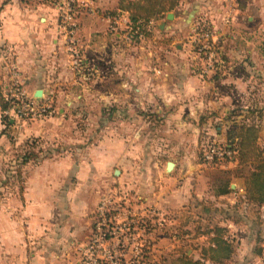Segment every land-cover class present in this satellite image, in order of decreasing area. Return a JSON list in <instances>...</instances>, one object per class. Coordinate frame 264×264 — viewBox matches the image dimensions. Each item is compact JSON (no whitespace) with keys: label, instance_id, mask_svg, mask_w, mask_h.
Here are the masks:
<instances>
[{"label":"rangeland","instance_id":"374dc122","mask_svg":"<svg viewBox=\"0 0 264 264\" xmlns=\"http://www.w3.org/2000/svg\"><path fill=\"white\" fill-rule=\"evenodd\" d=\"M55 3L58 5L57 2ZM123 22L124 29L119 25L116 31L122 34L105 41L106 43L100 42L105 45H101L91 59L88 57V61L93 62L91 69L94 68L96 72L91 79L88 78L87 67L83 72L76 68L73 53L75 46L71 40L70 47H67L69 68L78 78L83 77V80L77 81L75 85L68 83L60 86L65 91L72 88L71 94L60 95V101L59 95L52 91L51 95L55 98L50 103V107H45L46 115L52 113L55 117H67L66 119H70L72 127L77 131L74 134L75 141L71 150L74 160L79 163L95 159L98 161L100 170L94 178L96 184L94 189L97 193H90V198L85 196L89 199L86 210L90 211V217L94 216L95 222L100 220V210L103 205H106L104 214H107L108 218L119 213L121 220L109 224L113 227L123 225L131 230L128 233V236L131 235L128 237L129 246L137 238L140 252L128 251L126 260H131L138 254L139 264H153L150 258L156 261L155 264H169L170 261L175 260L177 262L182 256L192 261L198 256L209 259L210 252H205V249L211 246L213 229L218 225L226 228L223 235L231 242L233 248L231 258L224 260L223 264H264V205L251 203L246 198V193L245 196L238 197L231 192L217 200L210 197L218 191L220 185L224 184H229L231 188L232 184L240 183L247 188L248 177L255 169V164L245 166L248 172H244L234 156L211 161L206 157L213 144L226 147L230 142L236 143L230 132L238 130L243 124L257 126L258 144L260 148H264V74L249 75L248 87L231 91V95L239 100L242 99L241 102L224 109L214 106L154 108L138 105L137 70L141 67H148L151 70L155 67L176 69L184 64L200 70L205 68L209 61L213 67H217L219 58L217 56V62L214 59L215 53H218L217 49L221 48V52L229 58L228 54L234 43L231 40H221L216 46H210L209 43L202 45L195 40L189 42L188 38L177 41L176 37L172 39L171 35L169 37L163 32L161 34L158 26L149 27L148 23L144 24V34L139 39L133 31L127 32L126 21ZM131 23L133 26L137 25L136 22ZM244 31L242 32L244 35L249 32V30ZM199 32L200 29H197L192 35L196 38ZM257 34L260 37L257 39L256 48L262 51L264 41L261 36L264 30L261 32L259 30ZM157 35H160V39L158 38L155 43L153 38ZM169 39H172V47L168 43ZM176 42L184 46L182 49L185 55L178 54L181 50L177 48ZM67 45L69 46V42ZM166 48H170L168 50L172 52L168 56L165 54ZM248 48L244 47L243 51L247 53ZM4 59L9 61L7 57ZM8 66L10 78L14 70L11 63ZM224 66V72L231 67L228 63ZM228 72L224 77L232 75ZM242 72L241 69L236 73L242 74ZM213 77L214 75L212 79ZM241 77L244 78L245 75ZM9 78L3 81L9 86L7 88L0 82L8 98L12 99L16 87L15 81H10ZM69 99L77 103L68 106ZM81 100L87 105H80ZM17 106L19 105L9 111L10 119L17 117L12 113ZM34 107L39 110L42 106L34 104ZM24 118L29 122L34 117L30 114ZM17 119L22 121L20 117ZM7 127L10 130L8 138L12 144L7 141L6 147L0 145V209L4 205L6 194L9 195L11 192V183L20 184L21 166H18V159L22 153L26 150L33 152L32 160L35 162L37 155L38 158L50 157L72 144L63 145L57 141L40 139L34 147H27L23 143L21 147L13 146L18 142L17 138L21 140V135L17 128L13 126L10 128L8 125ZM105 142L109 144V152L101 148L98 153L97 151L93 153V150H98L100 144L104 146ZM30 144H35L34 140L31 139ZM169 161L187 165L189 177L184 179L178 177L172 182L171 177L174 176L175 171H166V164ZM201 171L204 178L199 187L201 191L210 193V196L207 194L201 199L202 197L197 198L193 195L185 206L179 209L168 208L166 215L159 216L161 219L157 218L154 209L151 208L153 205H145L148 197L157 198L156 202L162 203L163 196L166 195L164 193L166 187L176 186L175 188L181 190L183 181L188 179L190 186L191 183H197L198 172ZM253 180L252 177L249 184ZM206 181L208 185L205 187L202 183L206 184ZM162 185L166 187L161 189V194L156 197L154 191ZM16 187L18 188V186L14 188ZM231 223H234L236 228L229 227L228 224ZM155 238L157 241L154 243H159V246L153 250L152 243ZM171 243H176V247ZM198 260L201 264H209ZM183 262L180 259L179 263L183 264Z\"/></svg>","mask_w":264,"mask_h":264},{"label":"crops","instance_id":"0c3cea01","mask_svg":"<svg viewBox=\"0 0 264 264\" xmlns=\"http://www.w3.org/2000/svg\"><path fill=\"white\" fill-rule=\"evenodd\" d=\"M120 1L92 0L95 11L88 7L78 9L73 20L66 22L63 20L60 6L56 5L54 0H0L2 84L9 78L8 64L11 63L14 72L9 78L10 81L21 85L33 104L50 107L55 98L51 95L52 91L59 95V101L60 95L71 94L72 88L65 91L60 86L68 83L75 85L74 83L83 80V77L79 76L82 78L79 79L69 68L67 47H70L73 40L75 51L85 60L81 69L73 63L82 72L87 67L88 78H93L96 72L94 68L91 69L93 62L88 61V57L91 59L92 55L99 51V47L105 45L100 42L106 43L114 36L122 34L116 32L118 28L113 30L115 21L126 20L132 24L130 14L121 9ZM170 13L173 14L171 18L168 17ZM148 25L158 26L161 34L163 32L169 37L171 35L172 39L176 37L177 41H184L185 38H188L189 42L195 40L192 32L200 29L197 36L205 38L202 43L216 46L221 40H231L234 46L228 54L229 58L221 52V48L217 49L218 53L214 56L215 62L219 58L217 67H213L210 61L203 70L194 66L192 69L184 64L176 69L155 67L151 70L141 67L137 70L138 105L154 108L214 106L224 109L241 102L242 99L231 95V91L248 87L249 75L264 74V49L258 51L256 48L257 39L260 37L257 32L264 30V0H179V5L174 10L159 19H151ZM230 27L232 29H229ZM243 30L249 32L244 35ZM261 37L264 41V34ZM158 38L160 39V35L154 36L153 41L156 43ZM172 39L168 40L171 47ZM66 42H69V46ZM176 46L181 50L178 53L180 56L186 54L182 49L183 45L176 42ZM244 47H249L247 53L243 51ZM170 48L165 49L167 56L172 53L168 50ZM155 53L157 54V51ZM5 57L9 58V61H6ZM225 63L231 66L228 71L232 73L224 72ZM241 69L242 74L236 73ZM227 72L232 75L224 77ZM242 75L245 77L242 78ZM4 85L5 88L9 87ZM39 90L42 91V96L36 97L35 93ZM75 103V100H67L68 106ZM84 104L87 105L81 100L80 105ZM9 111L6 112L7 115H11ZM12 113L15 114L14 111ZM2 114L0 110V145L6 147L7 141L10 144L12 142L8 138L10 130L4 123ZM50 114L31 118L29 122L26 118H21L20 121L16 117L11 119V124L8 125L10 128H17L21 135V140L17 138L18 142L13 146L21 147L31 139L57 141L63 145L72 144L50 157L38 158L37 155L35 162L31 159L18 165L21 166L20 184L11 183L13 188L11 187L9 195L6 194L4 205L0 209V264H77L83 253V245L92 235L95 217H90V211L86 210L89 205V199L86 197L92 192L97 193L94 189V178L100 170L98 161H75L71 150L77 131L67 117H55ZM103 145L100 144L98 150H93V153H98L101 148L109 152V144L105 142ZM117 147L119 151V146ZM174 163L175 174L170 176L172 182L178 177H189L187 165ZM201 173L198 172L197 183H191V186L189 179L183 181L181 190L175 188L176 186H165L167 190L164 192L166 195L163 196L162 203H157V198L148 197L145 205H153L151 208L159 218L168 213V208L179 209L185 206L193 195L202 197L201 199L207 194L210 196V193L201 191L199 187L204 178L203 171ZM202 185L206 187L207 181ZM15 186L18 188H14ZM165 187L162 185L155 189L156 197ZM231 188L235 196H245L244 185L236 183L232 184ZM217 192L210 197L217 200L226 196ZM228 225L236 228L234 223ZM156 241L155 238L153 243L151 242L153 250L159 246V243H154ZM242 241L245 244L243 238ZM171 244L176 247V243ZM243 248L244 246L241 249ZM199 257H194V260L201 259ZM149 260L153 264L156 262L153 258ZM170 262L169 264H174ZM208 263L215 264L210 261Z\"/></svg>","mask_w":264,"mask_h":264},{"label":"trees","instance_id":"16d2710c","mask_svg":"<svg viewBox=\"0 0 264 264\" xmlns=\"http://www.w3.org/2000/svg\"><path fill=\"white\" fill-rule=\"evenodd\" d=\"M179 5V0H121V9L127 11L130 14L131 22H136L137 27L141 32H144V24L148 23L151 19H159L164 17L165 13L174 10ZM138 37V34H137ZM139 38V37H138ZM18 105L15 99H9L4 92L3 85L0 82V110L2 111V119L7 125L11 124V119L7 114L11 108ZM230 136L236 143L230 142L226 146L233 152V156L237 161L238 166L244 171L248 172L245 168L248 164H255V169L251 171L248 177L246 198L251 203L256 205H264V148H260L258 144V128L254 124L242 125L238 130H232ZM38 140L34 139L35 144L27 142V147H34ZM33 152L26 150L25 153L20 155L18 164H25L32 159ZM35 155V154H34ZM37 157V156H35ZM253 177V182L249 184V180ZM233 190L229 184L221 185L218 189L219 195H227ZM214 236L211 238L212 244L209 249H205V252H210L209 259H200L204 262H215L217 264H223V261H227L233 254V248L231 242L223 235L226 228L223 226H216L213 229ZM212 232V230H211ZM206 254V253H205ZM206 256V255H205ZM182 259L183 264H201L199 260H190V258L181 257L178 261H174V264H180Z\"/></svg>","mask_w":264,"mask_h":264},{"label":"built area","instance_id":"2783aa9c","mask_svg":"<svg viewBox=\"0 0 264 264\" xmlns=\"http://www.w3.org/2000/svg\"><path fill=\"white\" fill-rule=\"evenodd\" d=\"M60 6L62 10V17L64 21L71 22L74 17V13L81 8L88 7L92 11H95L96 8L92 4V0H54ZM124 21V20H123ZM121 21H115L113 25V30H116L120 25L122 27ZM126 21V20H125ZM151 23V22H150ZM126 26L128 29L127 32H132L138 34L140 38L143 37L144 32H141L140 28L130 24L126 21ZM205 40L203 37L196 36L195 41L202 43ZM205 45V43H202ZM205 47V46H204ZM205 49V48H204ZM75 64L81 69L84 65V60L81 57L80 53L74 50ZM15 91L12 94V99H16L18 105L15 110L17 117L24 118L25 116H30L33 114L35 118L38 115H46L47 110L45 107H40L37 110L34 107V104L29 100L26 93L21 90L20 85L15 84ZM233 152L226 147L213 144L210 147V153L207 154V160H219L223 157L232 158ZM100 210L101 219L96 220L92 235L88 238L87 242L83 245V253L78 260L77 264H103L107 262L108 264H139L138 254L131 260H126V254L128 251L137 250L140 252V247L137 246V238H135L133 244L129 246V240L131 237L128 236L131 232L126 226H110L109 222L120 221L121 215L114 214L110 218L107 217L105 213L106 205L102 206ZM130 227V226H129ZM128 242V243H127ZM127 243V244H126ZM129 246V247H128ZM135 254V253H134Z\"/></svg>","mask_w":264,"mask_h":264},{"label":"water","instance_id":"95a60500","mask_svg":"<svg viewBox=\"0 0 264 264\" xmlns=\"http://www.w3.org/2000/svg\"><path fill=\"white\" fill-rule=\"evenodd\" d=\"M172 15H173V14L170 13L168 17L171 18ZM35 96H36V97H41V96H42V91H41V90L37 91V92L35 93ZM174 167H175V163H174L173 161H169V162L167 163V171H171V170H173ZM116 173H118V172H116Z\"/></svg>","mask_w":264,"mask_h":264}]
</instances>
